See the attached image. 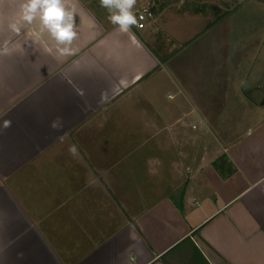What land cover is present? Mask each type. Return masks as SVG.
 <instances>
[{
  "label": "crops",
  "instance_id": "crops-1",
  "mask_svg": "<svg viewBox=\"0 0 264 264\" xmlns=\"http://www.w3.org/2000/svg\"><path fill=\"white\" fill-rule=\"evenodd\" d=\"M20 2L0 0V264H264V0H137L152 15L127 33L100 0H74L71 56L38 18L9 30ZM181 26L234 43L221 105L255 122L200 160L181 147L192 90L156 46Z\"/></svg>",
  "mask_w": 264,
  "mask_h": 264
},
{
  "label": "rangeland",
  "instance_id": "rangeland-1",
  "mask_svg": "<svg viewBox=\"0 0 264 264\" xmlns=\"http://www.w3.org/2000/svg\"><path fill=\"white\" fill-rule=\"evenodd\" d=\"M242 7L243 3L240 4L236 2L230 7V11H228L227 14H231L233 13L232 11ZM260 14L264 16V12ZM167 30H170L172 33L173 27L167 28ZM178 31H180L182 41L179 43H177V41L169 42L167 45L156 46L158 49H164L165 47L167 51L171 50L170 54H167V51L165 52L162 49L163 56H166L167 59L166 68L175 78L177 77L179 79L184 88H191L192 90V93H190L188 89L192 103L191 107L188 109L193 113L186 119L191 123V126L192 123H197L198 128L194 130L191 129L192 133H194V138L182 144L181 147L188 152L191 151L192 156H197L199 160L206 151H211L214 153V156H217L221 153L220 148L223 146L222 144L225 138H229L228 140H231L229 142L232 143L245 131L250 130L249 128H252L255 124L253 121L244 122L241 117L243 116L242 113L245 110L244 108H225L221 105L224 90L231 86L228 85L226 78L223 80L221 73L222 70L226 74L232 72V67L226 63L224 67H222L218 57L223 50V46L226 48V53H228V48L230 50L234 43H232L233 45H228V41L227 45H224L228 38L223 31L222 33H220V31H215L211 36H208L205 33L206 28H203L199 31V34L190 38L184 36V27L181 26L177 29V32ZM227 31L229 33V29H227ZM260 31L263 32V29ZM185 39L187 40L184 41ZM223 39L225 43L222 42ZM249 46L251 49H255L258 45ZM260 46L262 49V45ZM257 62L263 63L264 61L260 60ZM244 72L246 73V69H244ZM164 88L167 93L169 91L175 92L177 89L174 87V84L170 83H167ZM211 92H213L214 101L212 98H209L208 93ZM237 94V91L234 90L230 93L229 98L226 96V100H229L230 105L233 104L234 100H238ZM248 110L253 111V109ZM256 122H258L257 119Z\"/></svg>",
  "mask_w": 264,
  "mask_h": 264
},
{
  "label": "clouds",
  "instance_id": "clouds-1",
  "mask_svg": "<svg viewBox=\"0 0 264 264\" xmlns=\"http://www.w3.org/2000/svg\"><path fill=\"white\" fill-rule=\"evenodd\" d=\"M137 0H100V6L109 13L108 19L119 27L122 32H129L138 25V18L134 12ZM75 3L74 0H21L19 5V20L8 24L11 32L19 34L21 23H32L37 18L41 24V31L47 29L51 37L56 41V51L60 56L75 55L76 49L72 48V42L77 37L75 23ZM140 19H143L141 16ZM11 41L5 39L0 43V56L10 55L13 48ZM10 121L4 122V127H9ZM61 117H56L50 127L58 130L62 127ZM69 152L73 155L77 153L75 145L69 147Z\"/></svg>",
  "mask_w": 264,
  "mask_h": 264
},
{
  "label": "built area",
  "instance_id": "built-area-1",
  "mask_svg": "<svg viewBox=\"0 0 264 264\" xmlns=\"http://www.w3.org/2000/svg\"><path fill=\"white\" fill-rule=\"evenodd\" d=\"M136 15L138 18V25L136 27L137 28H144L146 26V20H147L148 16L152 15V12L150 10H148L147 8H142L136 12ZM141 16L143 17V19H140ZM192 128L197 129L198 124L193 123Z\"/></svg>",
  "mask_w": 264,
  "mask_h": 264
}]
</instances>
